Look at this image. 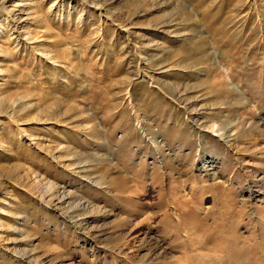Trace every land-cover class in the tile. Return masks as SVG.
Here are the masks:
<instances>
[{
  "label": "rangeland",
  "instance_id": "1",
  "mask_svg": "<svg viewBox=\"0 0 264 264\" xmlns=\"http://www.w3.org/2000/svg\"><path fill=\"white\" fill-rule=\"evenodd\" d=\"M243 246L264 253V0H0V264Z\"/></svg>",
  "mask_w": 264,
  "mask_h": 264
},
{
  "label": "bare ground",
  "instance_id": "2",
  "mask_svg": "<svg viewBox=\"0 0 264 264\" xmlns=\"http://www.w3.org/2000/svg\"><path fill=\"white\" fill-rule=\"evenodd\" d=\"M251 247L253 248V246ZM258 248L259 247H254L257 251L253 252V249L248 250L244 246L240 247V253H237V255H241L242 257V259L240 258V264H264V253L262 255L259 254L260 249L258 250Z\"/></svg>",
  "mask_w": 264,
  "mask_h": 264
}]
</instances>
